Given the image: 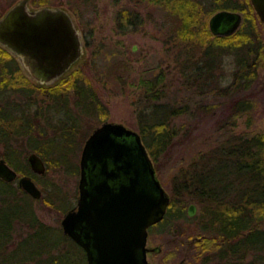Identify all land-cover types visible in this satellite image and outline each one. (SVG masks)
Wrapping results in <instances>:
<instances>
[{"label":"trees","instance_id":"1","mask_svg":"<svg viewBox=\"0 0 264 264\" xmlns=\"http://www.w3.org/2000/svg\"><path fill=\"white\" fill-rule=\"evenodd\" d=\"M134 1L143 4L164 0ZM164 6L166 17H171L173 22L166 30V49L173 52L185 87L196 93H217L229 98L223 102L227 112L217 126L224 130V137L199 152L171 177L168 213L174 211L181 215L188 201L199 204V232L193 239L194 251L189 255L188 264H264V129H250L255 101L245 93L264 67V40L258 18L250 6L244 9V19L237 30L217 35L210 31L206 17L226 7L223 0H165ZM119 17L124 22L122 32L127 26L136 28L141 22H135L128 10ZM86 45H91L89 39ZM100 50L97 48L92 54ZM122 65L111 60L105 65V72L115 75L114 71L124 68L129 73L130 67ZM156 69L132 83L141 90V106L136 117L142 140L155 163L183 128L174 119L193 112L188 102L177 104L160 100L165 95L161 85L166 73ZM83 72L80 64L72 67L66 77L67 86L75 90L76 98L72 101L59 92L61 85L54 86L51 104L37 108L35 115L21 109L20 115L11 117L20 119V126L13 124V127L17 133L28 134L29 139L35 135L32 130L44 132L46 126L53 128L55 134L47 139V151L42 150L47 167L68 163L66 153L48 156L54 145L75 139L84 116L97 114L104 121L108 113L107 106L90 90L91 83ZM120 77L123 75L117 73V78ZM215 106L217 104L212 102H198L194 112L213 113ZM0 116L8 118L2 111ZM242 118L245 129L232 130ZM37 140L39 144L40 139ZM6 159L20 171L40 180L44 178L30 172L27 165L24 167L20 157L7 156ZM48 184L55 197L62 200L49 181L45 182L43 191H47ZM39 198L52 200L45 194ZM85 260L83 249L62 228L39 218L33 197L18 182L0 176V264H84Z\"/></svg>","mask_w":264,"mask_h":264},{"label":"rangeland","instance_id":"2","mask_svg":"<svg viewBox=\"0 0 264 264\" xmlns=\"http://www.w3.org/2000/svg\"><path fill=\"white\" fill-rule=\"evenodd\" d=\"M15 1L0 0V13ZM164 1L144 2L143 4L136 3L134 0H47L46 2L66 7L78 24L77 26L83 27L82 29L88 35L91 45L89 47L86 45L84 54L75 67L82 64L83 73L91 83L90 90L95 91L97 100H101L107 106L108 113L104 120L122 122L139 131L136 114L141 106L139 101L141 90L132 83L133 80L137 83L144 74L154 73L156 67L164 70V74L166 73L165 80L161 85L165 95L160 100L190 104L192 113L181 114L174 119L176 124L183 127L174 138V143L156 160V163L154 162L161 185L172 196L170 179L173 174L199 152L209 149L224 137V130L218 129L217 126L222 122L223 114L227 112L223 108V102L225 103L229 98L217 93L200 94L185 87L184 77L179 71L177 61L173 58V52H168L166 49V30L173 25V22H171V17L165 15ZM124 10H128L135 22H141L137 23L136 28H132L133 25L127 26L128 28L122 32V23L124 22L119 16ZM212 14L206 17L207 23ZM257 21L264 40V23L261 20ZM97 48H101V50L93 52V55L92 51ZM226 59L229 61L228 58ZM111 60L121 66L125 63L130 67V72L128 73L122 68L118 72L114 71L115 75L112 73L107 75L105 65ZM117 73H121L123 77L117 78ZM224 83L225 81L222 82V84ZM59 85H61L59 92L63 91L69 101L76 98L75 90L67 86L66 79H61ZM245 93L255 101L250 129H264V67L260 69L258 78ZM198 102L201 104L212 102L217 106L213 113H205L203 110L195 113L194 107ZM31 112H35V110H31ZM101 122L102 120L97 117V114L84 116L75 139H70L65 144L58 143V146L54 145L52 154L48 156L51 158L56 154L66 153L68 163L46 166V171L40 174L44 175L42 180L37 176L33 177L36 184L42 189V194L52 199L46 201L43 198L33 197V207L39 218L45 223L61 228V218L65 208L71 203H75L78 193L81 149L89 133ZM243 129H245V121L242 118L232 130L238 132ZM54 134L53 128L48 127L45 136L50 138ZM20 158L25 167V158ZM15 163L19 164V161L16 160ZM18 173L20 174L22 171H18ZM46 181L54 185L55 192L62 196V200L55 197L49 184L47 191H43ZM191 202L196 205L193 215L187 213L188 205ZM199 212V204L196 201H188L179 218H173L171 214L176 212L172 211L162 222L151 225L146 243L149 249L148 259L155 264H188L189 255L194 251L193 239L199 232ZM79 252L81 253V250ZM84 264H86V260Z\"/></svg>","mask_w":264,"mask_h":264},{"label":"water","instance_id":"3","mask_svg":"<svg viewBox=\"0 0 264 264\" xmlns=\"http://www.w3.org/2000/svg\"><path fill=\"white\" fill-rule=\"evenodd\" d=\"M264 23V0H251ZM18 0L0 17V42L18 54L39 81L55 80L83 53L72 15L61 6L29 11ZM238 11L219 9L208 20L213 34L228 35L239 28ZM62 32V33H61ZM31 168L44 173V160L28 156ZM18 172L0 158V176L7 181ZM18 184L32 197L42 195L26 174ZM77 205L61 218L63 231L86 251L87 264H154L146 256L148 227L165 214L170 195L161 185L153 160L138 130L104 120L85 139L79 159ZM196 211L189 203L187 213Z\"/></svg>","mask_w":264,"mask_h":264},{"label":"flooded vegetation","instance_id":"4","mask_svg":"<svg viewBox=\"0 0 264 264\" xmlns=\"http://www.w3.org/2000/svg\"><path fill=\"white\" fill-rule=\"evenodd\" d=\"M17 1L18 0L13 2L11 5H9L8 8H6L2 13H0V17L4 16L6 11ZM35 1L36 0H28L27 8L29 11L36 10L42 6H61L69 12V10L66 7L60 4L53 5V4H47V2L43 3L41 0H37L36 2ZM223 1L226 3V7L220 9H229L240 12L242 15V21L244 19L245 10L249 9L250 6L254 9V12L256 13L258 20H260L251 0H223ZM75 25L80 35V40L82 42V49H83V53L78 59L79 61L81 60L84 54V50L86 47V39H88V35L86 34V31L82 29L83 27L81 28L80 26H77L78 24H76V22ZM74 63H72L71 66L67 70H65L61 75H59L55 80L50 82L39 81L31 75V73L23 64V61L21 60L20 56L14 53L13 51H11L2 42H0V111H2L3 113H7L8 116L6 120L0 116V144H1L0 158H4L8 162V164L12 166L17 172L20 170L17 169L12 163H10L6 159V157L13 156V157L25 158V165H27L30 172L32 171L35 172L29 164L28 156L30 153L35 152L42 159L44 158L43 157L44 155H42L43 152L42 150L47 151L46 149L48 148L49 145V143L47 142V139L49 138L45 136L46 133L48 132V127L46 126L45 128L46 130H44V132H37V130H32L33 132H35V135H33L34 136L33 139H29L30 136L28 134L19 133V132L17 133V130H15L13 127V124L18 125V127L20 126L21 124L20 119L13 120L11 119V117H13L14 115H18L21 109H26L31 111L51 104L53 99V92H52L53 87L58 86L61 83V79L63 78L66 79L67 75L71 71V67L73 68L75 67ZM60 93L63 94V91ZM31 113L32 115H35L33 114L35 112H31ZM6 130H8V133L5 132ZM38 138L40 139L39 144L37 140ZM44 163L46 165L45 160ZM23 174L29 175V173H25L22 171V173L17 174V177L14 180L17 179L18 182V177ZM39 174H43V173H39ZM78 195H79V190L77 193L75 203H71L70 205H68L65 208L64 213L76 207ZM170 202H171V196L164 216L159 221L151 225L158 224L162 222L167 216H169L168 208ZM171 216L173 218H179L180 214L176 212L175 214H171ZM149 227H148V233H149ZM73 241L77 243L75 240ZM77 244L83 249L86 257V251L83 248V246H81L79 243ZM148 251L149 249L147 248L146 256ZM86 264H87V260H86Z\"/></svg>","mask_w":264,"mask_h":264}]
</instances>
